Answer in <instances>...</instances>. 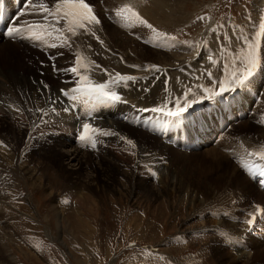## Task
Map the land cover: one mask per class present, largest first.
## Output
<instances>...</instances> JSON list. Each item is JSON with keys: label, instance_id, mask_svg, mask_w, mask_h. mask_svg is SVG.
<instances>
[{"label": "rangeland", "instance_id": "1", "mask_svg": "<svg viewBox=\"0 0 264 264\" xmlns=\"http://www.w3.org/2000/svg\"><path fill=\"white\" fill-rule=\"evenodd\" d=\"M37 1L41 2L42 0ZM37 1L33 0V3H37ZM105 1L106 4L108 2L112 4L119 0ZM153 1L168 2L176 8H184L183 14L186 18L175 22L173 25L172 23L167 24L168 22L164 20L162 22L163 18L157 14V11H161L162 6L154 5ZM172 1L150 0L149 5L142 9L143 13L145 12L147 17L151 15L150 19L161 27L175 28L186 23L191 14L207 0H182L181 3L179 0ZM262 2L264 0H259L256 6L260 7L259 4ZM103 21L109 39L108 35L112 33L111 29L114 25L105 19ZM164 22L166 24H163ZM24 60L32 62V58L26 57ZM145 61L154 60L148 58ZM15 68L17 69L16 66ZM48 81L50 80L48 79ZM55 81L52 83L58 84ZM134 98L139 101V97ZM106 122H113V124L127 128L126 124L115 122L113 119H107ZM240 124L234 126L233 131H228L227 134L237 133L240 137L243 134H253L255 139L264 135V132L258 133L261 127L254 125L251 121ZM127 130L129 129L127 128ZM130 134L134 137L138 136L136 133ZM66 138L68 137L66 136ZM136 138L140 139L139 137ZM153 140L154 142L142 138L139 142L143 147L145 144H149L153 150L160 154L167 152L168 163L165 173L168 172V174L162 175L159 180L157 179V184L150 182L149 178L150 188L142 190L133 191V181H122L123 178L120 174L115 181L117 187L114 190L108 188L103 181H91V188L72 181L73 179H68L66 172H62L52 162L51 153L53 152L50 153L49 151L31 154L30 161L24 165L31 171V176L25 171L24 175L10 159L12 169H14L13 181L15 182L14 187L6 186L7 189H12L14 192L0 193V264H114V253L119 254L115 264H164L159 259L160 255H147L140 250L146 248L147 242H151L158 248L157 244L161 245L167 240V237L170 239L176 234H181V232L190 233L193 228L212 229L207 227L212 224L210 220L213 219L208 220L209 215L208 219L190 217L189 213L195 210V206L198 207L197 210H205L214 204L228 205L230 194L228 190L234 193L240 192L242 196H251L249 198L264 203V193L238 170L229 158L224 154L221 155L223 152L220 151L219 153L221 158L223 157L221 170L219 172L210 171L213 159L205 151L216 148L206 149V147L188 154L176 149L163 151L159 147V140L156 137ZM222 144L223 142L220 143V146ZM12 145L14 146L13 142ZM216 151L219 152V149ZM1 158L4 159V157ZM0 164L3 165V162ZM8 166L10 165L8 164ZM120 168V172L124 175L126 173L124 171L127 169ZM85 170L81 173L83 175L80 176L83 178L81 180H84V176L92 173L90 168ZM171 176L175 178L173 181L170 179ZM179 181L180 183H178ZM76 184H79L80 189ZM211 185H213V189L211 188L210 191ZM67 191H70L75 203L70 207L59 208L58 203L61 199L59 195ZM159 191L160 193H158ZM81 192L88 193V196L80 200L78 195ZM190 199H193L192 203H189ZM82 200H88L87 204L85 201L82 203ZM193 204L195 205L192 206ZM235 207L236 205L228 208ZM66 208L67 210H64ZM132 208L139 211H133ZM207 210L206 214H208ZM218 224L225 226L222 222ZM30 230H34L36 233ZM206 232V239L199 243L202 248H207L210 251L208 254L205 252L207 257L204 264H220L221 262V264H226L227 258L229 259L228 254L231 251L221 244L218 245L215 241L217 236L213 231ZM44 237L48 238L46 243L51 242L53 245L50 246L42 242L40 239ZM256 242L255 238L250 239L249 245H253L255 249ZM261 242L264 243V241ZM195 246H198V243ZM160 248L162 252L173 253L177 256L185 250H181V247L175 248L167 245H162ZM242 251L245 252V250ZM245 253L252 259L248 262H242V264H258V262L264 264V258L258 257L259 252L256 254L254 250ZM175 260L180 262L179 259L175 258Z\"/></svg>", "mask_w": 264, "mask_h": 264}, {"label": "bare ground", "instance_id": "2", "mask_svg": "<svg viewBox=\"0 0 264 264\" xmlns=\"http://www.w3.org/2000/svg\"><path fill=\"white\" fill-rule=\"evenodd\" d=\"M174 1L175 0H173L172 2H174ZM180 1H182V0H179V2ZM37 3H40V2L37 1ZM153 3L156 6L157 5L162 6L161 11L159 9H158L159 11H157V14L161 18H163L162 22L164 20V21L168 22L167 24L172 23V25H173L175 22L186 18L183 14L184 8H181V7H180V9L176 8L175 6H173L172 4H170L168 2L153 1ZM107 4H110V2H108ZM35 12L25 11V15L22 17H19V13L17 15H15V18L18 17L19 21H20L18 26L25 29L20 36H22L28 32L27 25H32L33 26L32 30L35 31V30H38L40 27H43L45 25V23L48 22V21H43L42 19H40V20H34L32 22H29L28 24H23L24 22H22V21L26 18L28 19L31 16H33ZM144 14H145V12H144ZM148 18L150 19L151 15H149ZM151 21H154V20H151ZM158 22H159V24L161 23L160 20ZM15 23H16V19L14 20L13 24H15ZM163 24H166V23L164 22ZM49 25H52V26L50 27ZM49 25L47 26V29L52 31L54 35H58L59 33L55 31V28L59 27V26L55 25L54 22H51ZM111 31H112V33L108 35L109 39L107 37L110 46L115 51L117 50L116 52H118V54L122 55L124 58L126 55L128 57V59L133 61V62H142V61L148 60V58H149L150 60H154L152 62L161 64V65H165V66H172L176 62L182 61V59H183V55L178 54V53H165V52L157 51L155 49H150V48H147L145 46H142L134 38L126 35L122 31H120V29H118L116 26H113ZM112 38H114V39H112ZM17 40H18V36L15 38H9V37H7L5 39L0 38V102L4 103V105L9 100L14 101V102L21 101V102L25 103L29 99V96H33L32 94L39 91V88L41 85L40 84L41 78H45L47 81L49 79L51 82L55 81V80L51 79V77L54 76L51 69L49 67L42 65V63H41L42 54H40L39 51H37L36 49H32V48L27 47V46L25 47L24 45L20 46L22 44L20 42H17ZM33 40H35V39H33ZM35 41L36 42H45V41H47V38H40L39 40H35ZM79 43L82 44L84 42L81 39H79L76 44H79ZM145 49L152 50V51L149 52ZM152 52H155V53H152ZM130 53H133V56H131ZM51 55H52V57L55 58L54 60H56V61H58V59L60 60V59L65 58V54L63 52H60L59 56H58V54H56V52L55 53L52 52ZM26 57H28L30 59L32 58L31 63L33 66L31 65L30 62H26L24 60ZM109 58H111L110 59L111 62H109V63L114 64V65H118L114 56L109 57ZM60 64H62V63H60ZM15 66L17 67V69L15 68ZM121 69L127 70L126 68H121ZM55 83H56V81H55ZM55 85H57V84H55ZM160 89H161V86L159 85V83L155 84V86L151 89L152 96L157 95L159 93ZM127 93L130 94L131 97L141 98L140 94L138 92L133 91V90H130ZM139 101L143 105L147 104V102H145V101H141V100H139ZM11 118H13L12 115L6 109L4 110L3 104H0V132L3 134V136L6 135V136H9L11 138H14L16 144H18V143L22 142V136L25 134V129L23 131H21V129L19 128L20 126L16 125L11 120ZM104 121H105L104 123L113 124V122H106V120H104ZM245 122L246 123L250 122V120L249 119L245 120L244 122H241V124H245ZM127 128L129 129L130 133H133V134L136 133V135H138L136 137H139L140 139L147 138L148 140L154 142L153 138L155 136L150 135L146 132H142L141 130H138V129H135V128H132L129 126H127ZM262 132H264V128L261 127V129L258 131V133H262ZM252 135L253 134H251V135L243 134L241 136V138L245 141L254 140L255 138H253ZM255 136H257V135H255ZM260 138H264V135L261 136ZM139 140H138V145L140 148V152L145 153L146 148L140 145ZM119 146H121L120 140L118 138H114V147H108L106 149L107 151L105 153L100 154V155L95 157V156H92L88 153L82 152L75 147L72 148L71 140L69 138H66V135H62L61 137L55 138L50 144H46V143L40 144L38 146V148L32 154H34L35 152H37V154H39L41 152L45 153L47 151H49L50 153L53 152V153H51L52 162L54 164H56L57 167L60 168L62 172H66L68 179H73L72 181L79 182L80 184L87 186V187H90V188H91V181H93V182L94 181L95 182L96 181H103V183L108 188L110 187L111 189L114 190V189H116L115 187H117V184H116L117 182H115V181H117V177L119 174L123 178V180L121 179L122 181H133L132 182L133 191L137 190V189L142 190L144 188H146V189L150 188V185L148 182L149 177L140 176L132 170V165H131L132 162H131L130 157L123 155L121 153V147H119ZM159 147H161V150H163V151H165V149L166 150L167 149L173 150L171 147H168L164 143H161V140H159ZM208 148L219 149V152H217L216 149L215 150H206ZM206 149H205L206 154L207 153L210 154V157L213 159L212 160L213 165H212L210 171L219 172L221 170L220 167H221L222 160H223L222 159L223 157L221 158V156L219 155V153L221 151V146L220 145H218V146L209 145V146H207ZM155 152H156L157 156L161 155L159 152H157V151H155ZM223 154L227 157V155L225 153H222L221 155H223ZM0 156H3V155H0ZM13 157H14V155L10 158L6 156L7 159H11L12 163L14 160V163H13L14 166L17 169H20L23 174L26 172V174L31 176L32 173H31V171H29V169L25 168V166H24L25 163L19 164L17 162V160H15ZM155 160H156V158H155ZM0 162H2V158L0 159ZM166 166H167V164L159 165L157 167L159 170L160 177H162V175L168 174V172L165 173V171L167 170ZM120 167H124V169L125 168L127 169V171H124V172H126L124 175H122V173L120 172L121 171ZM87 168L88 169L90 168V170H92V173L88 174V176H86V177L84 176V180H81V178H82V177L80 178V176L82 175L81 173L85 169L87 170ZM17 171H19V170H17ZM210 171H208V172H210ZM173 178H174L173 176L170 177L171 181H173ZM236 178H237V176H236ZM146 179H148L147 184H146ZM86 181H89L90 183L86 182ZM104 181H106V182H104ZM107 181H109V182H107ZM150 181H152V180L150 179ZM155 183H153V184H155ZM174 183H175V181H174ZM178 183H180V181ZM76 185L78 186L79 184H76ZM181 187H183V186H181ZM212 187H213V185H211L209 187V190ZM79 189H80V187H79ZM78 191H84V190H78ZM158 193H160V191ZM78 196L80 197V200H81L84 197H87L88 193L81 192ZM88 198H90V197H88ZM76 200H78V199H76ZM84 201L82 203H84ZM87 201H85V204H87ZM192 202H193V199H190L189 203H192ZM194 205L195 204H193L192 206H194ZM197 209H198V207L195 206V210H193V211H191V213H189L190 217H192V218L193 217H197V218H203V217L207 218L208 217V214L205 213L207 209H205V210H202V209L197 210ZM238 214L241 215V213H238ZM242 215H243V217L242 216L241 217L244 218L247 216V213L242 214ZM210 218L211 217L209 216V219L208 218L207 219L210 220ZM210 222L212 224L211 225L208 224L209 225V226H207L208 228H212V229L217 228L218 229L219 227H224V228L232 230L236 233L240 232V224L237 222H232V221H228L225 219H220V220L211 219ZM221 222L224 223L225 226H223L222 224H218ZM199 228L205 229L202 227H199ZM208 231H210V230H208ZM215 241L218 243V245L221 244L220 238L217 237V239H215ZM256 241H257L256 242L257 244L255 243L256 248L254 249V246L251 244L252 246H250V250H248V251L251 252V251L255 250L256 254H257V252L260 253V255H258V257L261 256L262 258H264V243H262L261 241H258L257 239H256ZM257 248H259V249H257ZM252 249H254V250H252ZM230 251H231V253L228 254L229 259L227 258L226 264H242V262H248V261H251V259H252L249 256L250 255L249 252H248L249 255L247 253H245V252H247V250H245V252H243L241 249H235V250H230ZM219 261H220V259H219ZM223 263H225V262H223ZM258 264H263V263L258 262Z\"/></svg>", "mask_w": 264, "mask_h": 264}, {"label": "snow or ice", "instance_id": "3", "mask_svg": "<svg viewBox=\"0 0 264 264\" xmlns=\"http://www.w3.org/2000/svg\"><path fill=\"white\" fill-rule=\"evenodd\" d=\"M22 3L27 5V11H38L43 14V19L45 21H48L49 18H51L55 25H60V27L55 28V31L60 33V36L57 38L60 39L61 44L59 46L55 43L51 44L49 45L50 48L71 46L69 36H65L63 34L65 31L70 34L71 37H76L80 30H83L84 33L90 32L91 35L94 36L95 32L91 31V26L101 24L100 19L93 13L92 7L89 3L85 2V0H56L51 7L44 2H40L38 4L33 3V0H22ZM120 11L121 13H128V15L124 16L125 20L132 21L134 19L135 14L132 13L131 8L125 7ZM24 15L25 11H21L19 13V17ZM15 19V24L11 21L5 24L6 31L0 33V38L3 36L15 38L22 34L25 29L18 26L20 23L19 18L17 17ZM141 23H146V21H141ZM49 26L51 27L52 25ZM148 27L151 28L152 26L149 24ZM31 29L32 25H27V30L31 32ZM29 38L39 40L41 37L36 33H32ZM247 48L248 51L245 55H237L235 57V60L239 61L242 67L234 68L230 73V78L226 81H220L218 91L211 93V95H207L208 89L205 88L204 93L206 95L197 98L195 94L192 93L191 88H189L183 97H178L175 101H169L163 106H155L150 109L145 108L140 111L157 114L155 123L159 127H167L170 124L187 127L185 123L186 116L190 110L194 109L195 105L201 104L205 100H216V102L219 103V101L225 96L236 90L233 85L243 86L249 78L253 77L259 66L256 45L254 43H249ZM53 59L55 58L53 57ZM213 63H215V61H213ZM96 67L99 66L97 65ZM132 67L138 66L133 65ZM150 67L155 72H159L161 70L157 65H151ZM59 71L68 75L70 79H74V82L76 83V87L69 88L68 90L61 89V94L64 97H69L73 102L82 101L85 105H88L90 110L87 115L89 117L92 116V110L96 104H115L124 102L122 100V96L118 94L117 91H114L113 88L122 84L127 86L128 82H132L134 84L137 80L136 77L131 75L116 73L110 80L103 83H94L92 79H90L89 75L86 74L90 71L89 66L84 63L83 58L79 55L76 57L75 66L60 69ZM207 75L210 76L211 73H207ZM189 96L192 98H189ZM50 100L52 104H56L58 102L57 98L54 97H50ZM89 100L93 101V104H89ZM170 104L171 106H169ZM69 110V108L64 109V111ZM37 112L44 113V110L37 109ZM52 112H56V109L53 108ZM40 119H43V116H41ZM94 134H98L103 137L118 135L117 133L109 132L99 127H94L91 123H83L82 131L79 133L78 139L81 142L90 144L92 148H96L97 141L93 138ZM119 139L123 141L125 140V137L121 135L119 136ZM127 143L135 147V144L131 139H128ZM250 155H257L260 160L264 161V153H250ZM249 171H251L254 176L258 174L259 177H261L259 184L264 187V166L257 164L250 168ZM153 175L155 174L153 173ZM262 211L264 210L257 206V212ZM255 220L256 215L252 214L246 221V224L248 226H252Z\"/></svg>", "mask_w": 264, "mask_h": 264}]
</instances>
